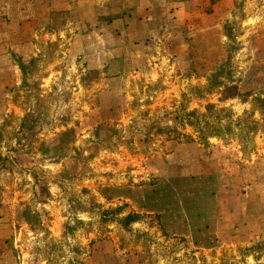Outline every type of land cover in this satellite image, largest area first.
Masks as SVG:
<instances>
[{
    "label": "rangeland",
    "instance_id": "obj_1",
    "mask_svg": "<svg viewBox=\"0 0 264 264\" xmlns=\"http://www.w3.org/2000/svg\"><path fill=\"white\" fill-rule=\"evenodd\" d=\"M51 1L0 0L4 42L36 31L0 89V264H264V29L244 33L236 4L190 72L155 41L154 69L103 96L80 37L92 8ZM90 2L109 25L138 0Z\"/></svg>",
    "mask_w": 264,
    "mask_h": 264
},
{
    "label": "crops",
    "instance_id": "obj_2",
    "mask_svg": "<svg viewBox=\"0 0 264 264\" xmlns=\"http://www.w3.org/2000/svg\"><path fill=\"white\" fill-rule=\"evenodd\" d=\"M50 3L51 11L67 10L76 5L74 8L79 7L86 13L92 8V12H89L90 19L84 17L85 26L88 25L87 30L93 32L88 35L91 39L87 36L80 37L85 39L83 54L87 68L101 72L109 70L103 81L112 85L111 93L102 92L103 96L126 95L123 85L125 79H128L127 73H130L132 64L142 66L140 72L145 68L148 71L154 69L156 57H153L150 50L152 42L155 41L156 44L161 42V49H165L167 55L172 56L176 65H182L185 71L190 72L196 62L193 54L197 52L198 47L213 49L222 46V42L227 38L224 34L225 25L232 18L236 4H243L245 9L241 23L244 33L246 30L255 31V40L259 41L262 38L259 33L264 29V0L262 3L258 0H138L132 13L115 18L109 25H101L98 22L100 12L89 0H78L72 6L58 0H52ZM46 8L47 4L44 6V9ZM22 28L24 30L20 31L16 44L4 42L0 35V89L5 90L7 85L11 89L20 84L21 77L14 58L27 57L35 52L36 31L30 29V24L28 29L25 25ZM105 28H108L107 35L99 36ZM135 67L132 70H135ZM114 68L116 72L112 71ZM107 102L105 99L104 104ZM205 165L206 169H203L204 163L197 165L195 169L193 167L192 173L201 174L210 170V165Z\"/></svg>",
    "mask_w": 264,
    "mask_h": 264
}]
</instances>
